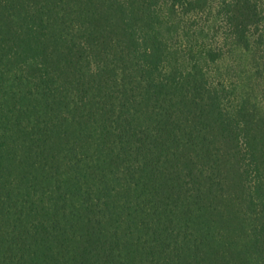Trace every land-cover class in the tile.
I'll list each match as a JSON object with an SVG mask.
<instances>
[{"label":"trees","instance_id":"1","mask_svg":"<svg viewBox=\"0 0 264 264\" xmlns=\"http://www.w3.org/2000/svg\"><path fill=\"white\" fill-rule=\"evenodd\" d=\"M0 264H264V0H0Z\"/></svg>","mask_w":264,"mask_h":264},{"label":"rangeland","instance_id":"2","mask_svg":"<svg viewBox=\"0 0 264 264\" xmlns=\"http://www.w3.org/2000/svg\"><path fill=\"white\" fill-rule=\"evenodd\" d=\"M6 94H8L7 95V97H5L4 96V98L2 99V101L4 102V101H6V102H8V100H9V96H11V94L12 93H14V92H19V89L17 88V85H16V83H15V81H8V86H7V88H6ZM13 95V94H12ZM2 97H3V95H1ZM29 103V101H27V100H25V101H22V104H28ZM33 114L34 113H32V111H30V117L33 119L34 118V116H33ZM27 124H28V122H26ZM20 135H21V133H17L16 134V137H20ZM21 147L20 146H18V149H20ZM19 156H20V153H19ZM18 173H19V170H18ZM15 176H17V174H15L14 175V177Z\"/></svg>","mask_w":264,"mask_h":264}]
</instances>
